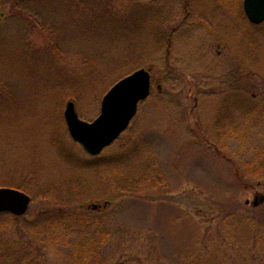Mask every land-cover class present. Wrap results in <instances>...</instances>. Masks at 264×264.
<instances>
[{"label": "rangeland", "instance_id": "obj_1", "mask_svg": "<svg viewBox=\"0 0 264 264\" xmlns=\"http://www.w3.org/2000/svg\"><path fill=\"white\" fill-rule=\"evenodd\" d=\"M122 16L144 23L110 25ZM164 36L170 50H156ZM140 66L149 96L113 143L88 154L68 131L66 103L91 121L108 88ZM221 113L239 132L219 139ZM259 148L264 21L251 23L242 0H0V187L31 197L19 224L54 212L75 225L65 244L0 231V264H33L32 253L41 264H93L71 255L76 241L97 264H264V200L253 204L264 168L242 166ZM145 170L156 175L149 190L138 185Z\"/></svg>", "mask_w": 264, "mask_h": 264}, {"label": "water", "instance_id": "obj_2", "mask_svg": "<svg viewBox=\"0 0 264 264\" xmlns=\"http://www.w3.org/2000/svg\"><path fill=\"white\" fill-rule=\"evenodd\" d=\"M242 4L251 22L259 23L264 20V0H243ZM150 85V73L143 67L120 78L102 96L99 114L91 121L80 119L74 103L68 101L63 114L71 137L87 153L98 154L127 127L136 112L138 102L148 96ZM30 200L31 197L23 190L0 187V212L21 215L27 210ZM262 200L263 197L260 196L259 201Z\"/></svg>", "mask_w": 264, "mask_h": 264}, {"label": "trees", "instance_id": "obj_3", "mask_svg": "<svg viewBox=\"0 0 264 264\" xmlns=\"http://www.w3.org/2000/svg\"><path fill=\"white\" fill-rule=\"evenodd\" d=\"M224 2H228L229 0H222ZM236 2V5H238L239 0H234ZM28 7V6H27ZM95 7H90V10H94ZM97 13L96 11L92 12ZM180 13L176 14L175 17H178ZM145 16V15H144ZM99 17V16H98ZM172 17V18H171ZM174 19V15L170 14L169 16L166 17V19H164L165 25H164V29L163 30H167L166 28L169 27L168 24ZM102 20V19H101ZM138 20V18H137ZM105 23L108 25L110 22H108V20H104ZM125 21L127 22L128 26L130 28H134V27H142L144 22L140 23V26H138V24H136V26H130V18L126 17V16H122L121 20L117 23L116 22H112L110 25L115 26V24L117 25H125ZM96 21H91V23H94ZM167 26V27H166ZM109 27V25H108ZM166 27V28H165ZM163 32V31H162ZM164 38V41H163ZM163 38H159V40L157 41L156 39H153V45H155L156 47L158 46V48L156 50L159 49V47L164 50L165 52V48L167 51L170 50V47L167 48L168 46L171 45V41L169 36L166 37L164 36ZM168 56V55H167ZM139 64V63H138ZM137 64V65H138ZM234 122L231 121L228 116H226L225 114L220 115V118L217 120L216 123V131H217V135L219 136V139L225 137L228 135L229 131H233V133H237L239 132V128L238 126L236 127V125L233 124ZM236 127V130H235ZM255 155L256 157H252L253 161L246 160L242 166H243V170L245 173L251 174V175H258V173L262 174L263 173V168H264V155L263 152L264 150H262V148L256 149L255 151ZM121 163H118V165ZM152 173H146L145 172L142 174V180H139L138 185H142L144 186V189H147L148 187H146L144 184L145 179H147V175H151ZM160 175V173H158ZM152 178H155V173L153 172V174L151 175ZM138 179H140V177H138ZM142 182V183H141ZM155 184L154 183H150V186L148 188L151 189L152 185ZM0 214H2L4 216V227L0 226V231H4L6 229H9V227L11 226V228L13 227H17L18 226V234L21 236H29L32 237L33 239H35L36 241H43V242H58V243H62L65 244L68 240V238L70 236H73L74 234V228L75 225L72 221V219H70L68 216L63 215L61 213H54L51 212V214H45V215H41L40 217H38L37 219H34L32 221L27 222V224H25V222L23 224H19L18 223V219H20V217H22L23 215L17 216L14 215L10 212H0ZM68 219L71 221L69 222ZM8 224V226H7ZM59 230H61V234L59 233ZM50 238V239H49ZM75 245H77L75 248H71L69 249L70 253L72 256H75L77 258H83L85 255V257L92 263L93 260V264H97L98 262V258H96L95 253L89 250V248L85 249V246L82 247L84 245L83 241H76ZM87 247H89V245H87ZM90 248H93L92 246H90ZM5 249V248H4ZM15 253H17L18 251L20 252L19 257L22 256L24 259H29V250H25V248H20L18 247L15 250ZM35 254H31L30 260H32L33 264H41L37 259H34ZM84 257V258H85Z\"/></svg>", "mask_w": 264, "mask_h": 264}]
</instances>
